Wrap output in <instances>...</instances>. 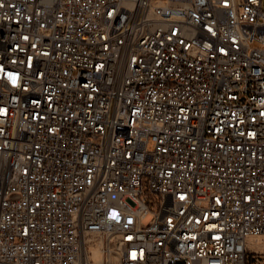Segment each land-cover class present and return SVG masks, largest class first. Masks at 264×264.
<instances>
[{"label":"built area","instance_id":"1","mask_svg":"<svg viewBox=\"0 0 264 264\" xmlns=\"http://www.w3.org/2000/svg\"><path fill=\"white\" fill-rule=\"evenodd\" d=\"M261 235L264 0H0V264H263Z\"/></svg>","mask_w":264,"mask_h":264},{"label":"rangeland","instance_id":"2","mask_svg":"<svg viewBox=\"0 0 264 264\" xmlns=\"http://www.w3.org/2000/svg\"><path fill=\"white\" fill-rule=\"evenodd\" d=\"M144 188L146 189V190H148V187H147V184L145 183V186H144ZM155 199L158 201V200H160L161 199V195H159V194H157V195H155V196H150V204H149V206H150V209L152 210V211H155V210H157L158 209V207H157V205L155 204ZM150 218H151V216H149V217H147L146 219H145V223H149V220H150ZM264 242V237H263V240H262V243ZM253 246H255V244L253 245ZM263 258H264V256H262ZM252 262H253V260H252V258H251V256H248V263L249 264H252ZM179 264H181V263H179ZM264 264V263H263Z\"/></svg>","mask_w":264,"mask_h":264},{"label":"bare ground","instance_id":"3","mask_svg":"<svg viewBox=\"0 0 264 264\" xmlns=\"http://www.w3.org/2000/svg\"><path fill=\"white\" fill-rule=\"evenodd\" d=\"M264 235L258 236V237H251L249 239V244L252 248H255L260 251H264V242L262 243ZM255 244V246H253ZM98 256L100 254L97 253Z\"/></svg>","mask_w":264,"mask_h":264},{"label":"trees","instance_id":"4","mask_svg":"<svg viewBox=\"0 0 264 264\" xmlns=\"http://www.w3.org/2000/svg\"><path fill=\"white\" fill-rule=\"evenodd\" d=\"M150 202V201H149Z\"/></svg>","mask_w":264,"mask_h":264}]
</instances>
